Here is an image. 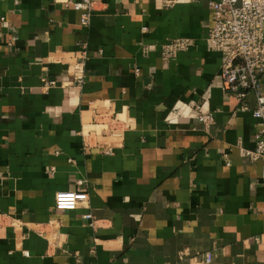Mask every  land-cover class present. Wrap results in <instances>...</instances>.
I'll list each match as a JSON object with an SVG mask.
<instances>
[{
  "label": "crops",
  "instance_id": "crops-1",
  "mask_svg": "<svg viewBox=\"0 0 264 264\" xmlns=\"http://www.w3.org/2000/svg\"><path fill=\"white\" fill-rule=\"evenodd\" d=\"M209 2L101 0L84 27L67 0H0V264H264L259 122L223 91Z\"/></svg>",
  "mask_w": 264,
  "mask_h": 264
},
{
  "label": "built area",
  "instance_id": "built-area-1",
  "mask_svg": "<svg viewBox=\"0 0 264 264\" xmlns=\"http://www.w3.org/2000/svg\"><path fill=\"white\" fill-rule=\"evenodd\" d=\"M101 0H67L66 6L80 13L84 27L91 25L95 4ZM165 8L174 7L179 0H157ZM199 0H190L196 3ZM213 10V25L209 30L206 42L209 51L223 57L221 78L223 91L234 97L241 111L252 112L259 122V129L254 137L255 149L243 151V156L253 162L262 163L264 181V0H210ZM5 22V19H2ZM146 31V29H145ZM194 45L190 39H174L163 45L162 58L170 62L179 54L188 52ZM86 55V52L83 53ZM73 72L75 81L82 84L85 78L84 63L78 64ZM43 89L50 91L57 86L55 81L43 79ZM249 94H253L257 107L251 109L247 103ZM201 123L209 127L214 123V115L204 111L203 104L195 106ZM81 200L76 192H61L56 195L55 211L74 212L78 210ZM92 221V214L83 217ZM213 253L204 255V262L211 264Z\"/></svg>",
  "mask_w": 264,
  "mask_h": 264
}]
</instances>
